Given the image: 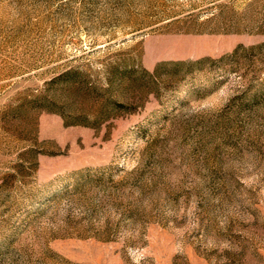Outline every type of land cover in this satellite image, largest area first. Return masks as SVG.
Masks as SVG:
<instances>
[{"label":"rangeland","instance_id":"374dc122","mask_svg":"<svg viewBox=\"0 0 264 264\" xmlns=\"http://www.w3.org/2000/svg\"><path fill=\"white\" fill-rule=\"evenodd\" d=\"M0 264H264V0H0Z\"/></svg>","mask_w":264,"mask_h":264}]
</instances>
